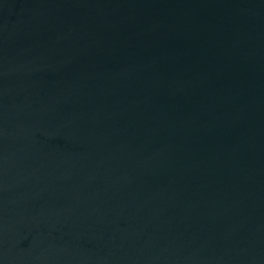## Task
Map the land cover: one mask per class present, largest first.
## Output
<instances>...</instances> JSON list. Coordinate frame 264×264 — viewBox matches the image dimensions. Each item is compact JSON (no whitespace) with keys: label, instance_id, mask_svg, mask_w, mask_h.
<instances>
[{"label":"water","instance_id":"obj_1","mask_svg":"<svg viewBox=\"0 0 264 264\" xmlns=\"http://www.w3.org/2000/svg\"><path fill=\"white\" fill-rule=\"evenodd\" d=\"M0 264H264V0H0Z\"/></svg>","mask_w":264,"mask_h":264}]
</instances>
